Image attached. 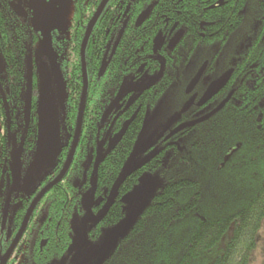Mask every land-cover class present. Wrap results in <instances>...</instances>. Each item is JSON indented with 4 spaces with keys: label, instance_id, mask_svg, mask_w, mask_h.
I'll use <instances>...</instances> for the list:
<instances>
[{
    "label": "trees",
    "instance_id": "trees-1",
    "mask_svg": "<svg viewBox=\"0 0 264 264\" xmlns=\"http://www.w3.org/2000/svg\"><path fill=\"white\" fill-rule=\"evenodd\" d=\"M73 1L70 33L62 46V67L68 90L65 119L68 126L76 123L83 91L80 55L84 34L100 2ZM212 1L174 0L172 14L174 20H178L176 24L185 34H190L187 37L189 48L194 47L195 41L200 43V39L191 34L202 31L207 34L204 45L208 52H214L215 46L220 48L213 57H207L212 60L210 71L220 74L235 67L239 72L237 84L233 77L220 100H224L231 90H234L233 94L217 113L198 124L196 129L181 134L173 144L155 149L151 161L126 179L116 195L121 198L113 200L104 222L110 230L128 214L124 197L145 173H158L163 183L149 197L145 210L130 231L112 251L109 250V256L100 264H210L212 258V264H250L252 261L264 222V0H220L219 5ZM125 6L122 0H111L87 44L85 56L89 90L85 118L93 115L94 107L98 105L99 101L92 100L93 96L105 94L112 101L118 94L121 79L127 73L124 58L129 55L133 60L138 58L129 51L132 46L128 42L134 34L126 33L128 28L125 27L121 45L109 69L100 72L107 43L117 26L108 18L116 11L124 10ZM40 38L41 33L19 16L11 7L10 0H0V63L4 66L0 77L6 88H10L14 118L10 133L6 134L0 128V182L11 143L21 145L20 149L24 150L28 139L36 143L38 138L39 119L26 128L23 108L26 58L33 53ZM177 70L174 83L183 78H177L182 68ZM181 82L185 86L188 77ZM169 85L159 87L156 92V87L144 91L141 100L147 110L164 96ZM39 99L40 95L34 91L37 108L41 103ZM126 120L127 117L123 116L110 129L111 137L122 130ZM144 121L139 115L111 154V188L129 158L134 155L133 163L138 161L135 147ZM7 193L8 190L5 195L0 194V216ZM51 199L50 194L45 196L37 211L42 206L46 210L47 206L53 205ZM21 220L13 218L12 221H17L20 226ZM30 225L29 230L32 228ZM232 225L233 235L226 246L219 249L218 244ZM93 245L92 251L99 244L95 242ZM96 257L76 264H90ZM28 261L29 264L45 263H35L31 257Z\"/></svg>",
    "mask_w": 264,
    "mask_h": 264
},
{
    "label": "flooded vegetation",
    "instance_id": "flooded-vegetation-1",
    "mask_svg": "<svg viewBox=\"0 0 264 264\" xmlns=\"http://www.w3.org/2000/svg\"><path fill=\"white\" fill-rule=\"evenodd\" d=\"M101 1L103 0H100L99 5ZM110 1L108 2L110 3ZM122 1L126 4L124 10L116 11V13H113V15L108 18L110 21H114L117 26L114 27V32H112L110 41L106 46V53L103 58V60L106 59L107 61L105 71L109 69V64L113 61L121 45L125 27L128 28L126 33L134 34L133 37L131 36L132 40L128 42L132 46L129 51L138 55V58L133 60L130 55L124 58V70H127V73L122 77L118 94L112 101H110V97L108 98L105 94L92 97V100L95 99V101L99 102L98 105L96 104L94 107L93 115H88V117L85 118L84 112L80 138L78 139L76 150H74V157L71 160L72 162L68 170L62 179L55 183V185H53L41 198V200H43L45 196L50 194L52 197L51 203L53 205H50V203V207L47 206L46 210L45 207L42 206L37 211V207L40 205L41 200L39 201L32 215H30L31 218L28 226H26L27 229L25 233L21 236L22 238L17 246L14 247L13 253L5 264H29L28 260L30 257L34 259L35 263L76 264L82 262L99 248L105 236L113 230H110V227L104 223L106 222L108 211V213L97 222V219L103 212L104 205L106 204L105 201H107L110 195V159L112 152L118 146L117 145L111 151L110 145L112 137L110 136V129L116 126L123 116L127 117L124 126L129 120H131L132 123L139 115H142L146 121V115H148L151 109L147 110L141 100L144 91L151 89V87H156V92L159 87L170 84L166 92L169 93L170 90L174 91L175 88L180 87L183 99L180 107L175 113L180 112L184 105L193 96H196L193 105L188 111L182 113L180 119L176 120L164 131L169 119L175 115V113H173L162 125L160 124L158 126L159 128L156 129L151 138L146 142L149 143V146H145L147 147L145 151L149 150V152L144 155L143 159L145 157H151L152 159L153 155H155V149L173 144L181 134L183 135L196 129L198 124L205 121L196 123L195 126L184 127L170 136L176 129L209 114L219 106V104L223 102V100H220L221 96L228 90L233 77L237 84L236 79L239 72H236L235 67L225 69L220 74H215L212 70L210 71L212 60L207 57L211 55V57H213L220 48L215 46L216 49L214 52L210 51V54L207 55V48L204 45V38L207 34L204 31L199 34H191L193 37L200 39V43L197 44L195 41L194 47L189 48L187 37H189L190 34H185V31L176 24L178 20L175 21V17L172 14L175 8V3H173L174 0L162 1L161 3H159V0ZM214 1L219 5L220 0H213L212 2ZM145 11V17L142 22L138 24L137 21H139ZM200 29H203V27ZM157 38L160 39L158 47L156 42ZM175 38L178 39L173 43ZM63 45L64 44H62V46ZM147 53L150 55L144 57ZM103 60L101 63L102 65L104 64ZM237 60L236 57L235 61L237 62ZM197 61H199V63H196ZM205 62H208V66L206 70H204L203 76L195 88L187 93L189 83ZM179 67L182 68V71L177 74V78L179 76H183V78L188 77V82L185 86H183L181 82L183 78L174 83V78L176 76L175 70ZM3 69L4 66L0 63V72H3ZM230 69H233V73L229 83L221 89L213 99H210L204 104H200V100L209 85ZM153 74L159 75L157 81L139 89L143 86V82L149 75ZM206 77L209 78L206 79ZM9 90L10 88H6L3 78L0 77V128H3L6 134L13 130L14 121L13 99L11 98L12 94ZM3 91L6 92V94H3ZM233 91L234 90H231L225 99L228 100L233 94ZM166 93H164V95ZM67 108L68 106L66 105L64 119L57 120L58 118H54L53 114H48L47 116L46 112L40 106L38 108L35 107V101L33 99L31 122L39 119L37 141L33 143L28 139L25 146H23L24 150L20 149L21 145L11 143L10 151L6 153L3 165L7 167L4 174L6 179L5 186L8 190L7 196L13 185L12 174L16 165L20 168L21 181L19 188H17L12 195L7 221L5 223L3 222L4 209L0 216V264L4 263L6 253L13 243L14 237H16L20 231V226L23 224L27 211L31 206L30 204H32L33 200L44 187L57 179L69 158L75 138V129H77V119L74 125L68 126L65 120L67 119ZM37 113L39 114L38 116ZM43 117L50 128H52L53 118L56 120L60 146L58 151H55L54 154L47 157L44 162H41L40 165L33 166L30 171H28L30 164L37 158L40 127L42 124L41 120ZM139 161L141 160L133 163L132 160L131 164H135ZM56 188L57 191H53ZM115 197V201L121 198L120 195ZM13 218H16L17 221L22 219L20 226L17 221H12ZM100 223H102L101 226H99ZM29 225L32 226L30 230L28 229ZM95 242H98V247L93 251L91 250L83 260H80V254L88 251L90 247L92 248ZM46 261H48V263H46Z\"/></svg>",
    "mask_w": 264,
    "mask_h": 264
},
{
    "label": "rangeland",
    "instance_id": "rangeland-1",
    "mask_svg": "<svg viewBox=\"0 0 264 264\" xmlns=\"http://www.w3.org/2000/svg\"><path fill=\"white\" fill-rule=\"evenodd\" d=\"M11 7L20 17L30 22L31 27L41 33V38L31 54L34 60V91L40 95V107L48 114H53L57 120L64 119L68 98L65 73L62 67L63 52L62 44L69 37L71 19L74 13L73 0H10ZM58 33H57V32ZM57 33V34H56ZM207 55L210 52L206 51ZM196 63H199L197 61ZM36 75V76H35ZM159 75L153 74L143 82V87L157 81ZM209 77H206L208 79ZM181 88L166 93L158 103L148 112L144 127L138 137L135 153L138 160H143L146 150V142L154 134L158 126L163 124L180 107L183 94ZM3 175L0 182V194L5 195L6 179ZM163 181L158 173H145L140 182L125 197V211L130 213L144 198L153 195L162 185ZM259 231L260 238L253 254L250 264H264V222ZM234 233L233 225L222 237L218 248L223 249L227 241ZM92 248L80 254L82 260L91 252ZM109 250L105 249L98 254L90 264H100L109 256ZM213 261V258H212ZM210 260V264H212Z\"/></svg>",
    "mask_w": 264,
    "mask_h": 264
},
{
    "label": "water",
    "instance_id": "water-1",
    "mask_svg": "<svg viewBox=\"0 0 264 264\" xmlns=\"http://www.w3.org/2000/svg\"><path fill=\"white\" fill-rule=\"evenodd\" d=\"M108 1L110 0H103L101 1L98 9L96 12H94L95 14L93 15V17L91 18V20L89 21L86 32H85V36L83 39V43H82V48H81V60H82V71H83V80H84V85H83V92H82V96L81 98V102H80V107H79V114H78V118H77V129L76 133H75V138H74V142H73V146H72V150H70V155L68 160L66 161V164L64 166L63 171H61V174L57 177V179L53 182H50L49 185H47L46 187H44L41 192L36 196V198L33 200L32 204H30L31 206L29 207L27 214L24 218L23 224L22 226H20V231L18 232V234L16 235V237H14V241L11 244L10 248L8 249L7 253H6V258L3 264H5L8 260V258L11 256V254L14 251V247L17 246L18 242L20 241V239L22 238L21 236H23V234L25 233L28 223L30 221V218L34 211V209L36 208L37 204L39 203V201L41 200V198L45 195V193L53 186L55 185V183H57L59 180L62 179V177L65 175L66 171L68 170L70 164H71V160L74 157V150H76L77 144H78V139L80 138V133H81V128H82V124H83V119L84 118V112H85V107H86V101H87V95H88V86H89V80H88V71H87V62H86V49H87V44L89 42L90 36L93 32V29L95 27V23H97L99 17L101 16L103 10L105 9L106 5L109 3ZM146 15V11L145 13L142 15V17L139 19L138 24H140L143 20V18ZM178 38H175L173 40V43L176 42ZM159 38L156 39L157 42V47L159 45ZM33 56L30 54L28 56L27 59V83H26V94H25V104H24V121H25V126L26 128L29 127L31 120H32V110H33V99H34V61H33ZM103 65L101 67V72H104L106 69V59L103 60ZM208 66V62H205L204 65L201 67V69H199L198 73L195 75V77L191 80V82L188 85L187 88V93L191 92L195 86L198 84V82L200 81L201 77L204 74V70H206ZM232 73H233V69H230L228 71H226L224 74H222L218 79L214 80L208 87V89L205 91V94L203 95V97L200 100V104H204L207 101H209L210 99H213V97L219 93V91L221 89H223L231 80L232 77ZM196 96H193L182 108V110L178 113H175V115H173L168 123L166 124V127L164 129V131H166V129L172 125V123H174L176 120L180 119L182 116V113H185L186 111H188V109L193 105V102L195 101ZM227 100V99H225ZM225 100H223L222 103L219 104V106H217L212 112H210L209 114H206L205 116L190 122L189 124H186L185 126L176 129L175 132L171 133L170 136H172L173 134H175L176 132H178L179 130H181L184 127L187 126H195L196 123H200L206 119H208L210 116L213 115V113L215 114L216 111H218L223 104H225ZM42 124L40 127V135H39V146H38V151H37V158L36 160H34L30 166L28 167V171H30V169L35 166V165H40L41 162H44L45 159L47 157H49L50 155L54 154L55 151H58L59 146H60V138H59V134H58V128H57V122L56 120L53 118L52 120V128L49 127L47 121H45V118L43 117V119L41 120ZM131 123V120H129L125 126L123 127V129L116 134L114 137H112L111 140V145H110V149L111 151L119 144V142L123 139L122 137H124L125 133L128 130V127ZM134 156V155H133ZM132 156V157H133ZM132 157L129 158V160L127 161V163L125 164L124 168H122V172L119 174V176L117 177V179H115L116 181L114 182L111 191H110V195L107 199L106 204L104 205L103 208V212L101 213V215L99 216V218L97 219V222H99L104 215H106L110 210L113 200L119 190V188L121 186H123L124 182L126 181V179L135 171L143 168L150 160L151 157H145L143 160L135 163V164H131L132 162ZM13 185L9 191V194L7 196L6 202H5V206H4V213H3V222L5 223L7 221V217H8V213L10 210V206L11 205V200H12V195L15 192V190L17 188H19V184L21 181V172H20V168L18 165L15 166V168L13 169ZM149 201V197L144 198L133 210H131L130 213H128L121 221H119V223L113 228V230L111 232H109L108 235L105 236V238L103 239L102 243H100L101 245L99 246V248H97L92 254H90L89 257H87L86 259H84L81 263H85L90 261L92 258H94L96 255L102 253L105 249H108L110 251H112L116 245L118 244L117 242H119V240L121 238H123L128 231H130V229L132 228V226L135 224L136 220L138 219V217L141 215V213L143 212V210H145V207L147 205Z\"/></svg>",
    "mask_w": 264,
    "mask_h": 264
}]
</instances>
